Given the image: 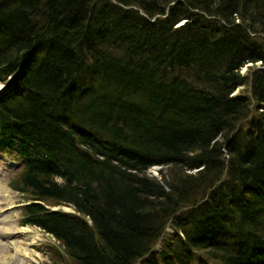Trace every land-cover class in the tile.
<instances>
[{"label":"trees","instance_id":"trees-1","mask_svg":"<svg viewBox=\"0 0 264 264\" xmlns=\"http://www.w3.org/2000/svg\"><path fill=\"white\" fill-rule=\"evenodd\" d=\"M241 42L264 64V0H0V137L29 159L22 190L79 214L34 204L27 223L74 264H190L213 217L232 219L237 248L217 240L192 264L263 254L257 214L208 213L223 189L264 187V71L232 96L249 82Z\"/></svg>","mask_w":264,"mask_h":264},{"label":"bare ground","instance_id":"bare-ground-1","mask_svg":"<svg viewBox=\"0 0 264 264\" xmlns=\"http://www.w3.org/2000/svg\"><path fill=\"white\" fill-rule=\"evenodd\" d=\"M242 45L239 47V51L235 52L232 56V66L237 67L238 64L245 58H247L245 61V64L241 70L240 74L243 77L244 73L247 72V78H252V66L253 61L250 59V56L255 58L257 55L256 50L252 42H241ZM243 50H246L245 52ZM255 60V59H254ZM251 67V68H250ZM231 74H225L223 79H231L236 81L238 78L233 77ZM249 79V80H250ZM244 86V83H241L237 87L241 88ZM79 90H75L73 93L77 94ZM80 94V93H79ZM77 94L76 96H78ZM99 113V112H97ZM96 114V113H95ZM232 141L236 142L235 138H231ZM190 173V172H189ZM212 191V190H211ZM220 192L224 193L219 196H217V201L215 204L210 207L208 210V213L211 214H227L233 216L232 213L229 212V208L233 207L235 210L240 209V211L237 212V218L243 220V218L257 214L258 218L257 220L264 224V187H256L253 186V190H249L247 192L248 196L246 198L238 199H232V198H239V194H234L228 189H223ZM172 193V192H171ZM210 193V192H209ZM209 196V194L207 195ZM241 207H243L241 209ZM1 222H4V220H0ZM209 223L206 225L205 228H203V232L199 235L202 240L200 239H194L195 236H190L192 241V245L186 244L187 246V252L184 250L186 249L185 246L179 245L178 248L180 250L184 251V254L192 255L187 260L190 262V264L193 263L195 257H203L201 256L202 253L206 251V248L208 245L212 243L218 242L217 240H221L222 242L229 243V246H234L233 244V236H236L234 232L233 222L231 218H228L225 220V222H222L221 220L217 219L216 217H213V219H209ZM144 225V224H143ZM16 228L11 227V229H1L0 228V263L3 262V264H33L38 260L37 255L34 251L30 250L31 244L36 243L39 238L37 237V234L34 232V230H29V228H22L21 231L24 233L22 236L25 238L21 240H14L13 236L15 235ZM184 238L183 240H185ZM31 241V242H28ZM185 243V242H184ZM156 245L164 246L165 244L162 241L157 240L155 242ZM155 245V246H156ZM168 247H172L173 243L170 242V244H167ZM166 247V246H165ZM164 247V248H165ZM253 250L263 252V254H258L256 256H248V259L244 258L245 256L237 249L238 257L242 258V261L240 264H264V250L261 248L253 247L251 248ZM247 256V255H246ZM259 258V259H258ZM177 261V260H176ZM143 260L139 259L134 264H140ZM212 264H216L215 261H212Z\"/></svg>","mask_w":264,"mask_h":264},{"label":"rangeland","instance_id":"rangeland-1","mask_svg":"<svg viewBox=\"0 0 264 264\" xmlns=\"http://www.w3.org/2000/svg\"><path fill=\"white\" fill-rule=\"evenodd\" d=\"M251 68V67H250ZM253 69L259 68L258 66L252 67ZM249 70V68H248ZM248 70L245 72L247 74ZM241 90L245 91V94H249V85H246L244 88H241ZM255 113L253 112L250 118L253 117ZM248 122V121H247ZM245 122V123H247ZM221 143L223 140H219ZM174 171H179L180 168H174L171 167ZM147 177L149 178H159L160 181L161 176L167 175L169 176L170 168H165L162 165H155L153 168L148 170L146 172ZM8 185L7 182L2 183V187L6 188ZM0 198L3 202V212H2V218H8L11 219L13 222V225L19 226V221L21 220V212L17 211L15 206L17 203L19 204L22 202V198H20V195L16 192L12 193V203L8 202L7 199L3 196V194L0 195ZM66 211L72 212V208L70 207H60ZM4 225H0V228H2ZM21 230V229H19ZM30 230H34V232L37 234V237L39 240L35 244H31L30 250L34 251L37 255L38 260L34 262L33 264H74L73 261H71L68 256L65 254V251L62 246H60L59 242L56 241L52 236L47 235L43 231H41L38 228L30 227ZM171 231L170 227L166 229V232ZM15 240H21L25 238L22 236L21 231L18 232V234L15 235ZM31 242V241H28ZM0 264H3L1 262Z\"/></svg>","mask_w":264,"mask_h":264}]
</instances>
